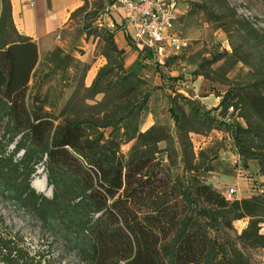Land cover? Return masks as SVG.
Returning a JSON list of instances; mask_svg holds the SVG:
<instances>
[{
	"label": "trees",
	"instance_id": "trees-1",
	"mask_svg": "<svg viewBox=\"0 0 264 264\" xmlns=\"http://www.w3.org/2000/svg\"><path fill=\"white\" fill-rule=\"evenodd\" d=\"M201 1L195 6L203 8L206 0ZM109 2L106 0V7ZM86 6L83 1L70 19ZM84 27L103 43L100 55L106 60L87 88L81 82L75 84L80 67L83 73L87 67L58 47L39 55L37 46L15 30L9 0H1L2 152L15 141L7 160L12 163L22 152L12 166L27 177L35 174L39 164L44 166L47 188L52 189V198L47 201H64L80 220L84 242L76 248V255L83 264H250L235 248L228 257H218L217 242L208 236V229L214 225L202 220L203 212L217 214L218 227L228 231L234 221L249 218L239 241L249 248L264 247L258 226L264 198L227 201L201 182L185 190L173 169L178 158L186 172L203 168L207 152L196 155L189 134L224 128L237 155L256 161L264 175V94L253 84L234 90L218 105L223 111L239 105L246 128L223 124L209 112L202 114L175 94L168 111L177 128L176 150L164 126L140 130L142 110L154 89L126 69L124 51L118 48L103 18ZM251 31L258 33L253 28ZM80 92L85 95L79 108ZM52 93L57 96L51 100ZM97 95H102L101 101L85 104ZM180 100L189 104V114L177 112ZM253 120H258L259 132ZM256 136L260 137L261 152L252 145ZM130 142V149L123 153L121 147ZM162 142L167 145L165 149L159 148ZM170 240L173 242L166 258L164 245ZM33 260L11 236L0 232L3 264L41 263Z\"/></svg>",
	"mask_w": 264,
	"mask_h": 264
},
{
	"label": "rangeland",
	"instance_id": "rangeland-1",
	"mask_svg": "<svg viewBox=\"0 0 264 264\" xmlns=\"http://www.w3.org/2000/svg\"><path fill=\"white\" fill-rule=\"evenodd\" d=\"M83 1L87 3L85 10L75 13L65 30L63 40L67 51L60 49L87 67L84 73L80 67L75 78V84L81 82L87 88V72L90 68L99 67V61L104 58L100 55L103 43L96 35H89L84 24L104 18L106 0ZM173 2L177 7L175 31L181 37L183 47L177 50L166 49L162 55L156 56L141 50L142 55L134 54L132 69L127 67L128 55L124 56V65L154 89L142 110L140 130L144 132L151 126H164L173 138V147L178 150L177 128L168 111L170 99L175 94L186 98L202 114L209 112L210 116L223 121V124L247 127L239 105L237 108L230 106L226 111L221 107L209 109L200 103L198 97L214 95L222 100L223 97L230 98L234 90H242L253 84L264 94V0H206L203 8L195 6L201 5V0ZM186 6V12L179 15V11L182 12ZM251 28L258 33L252 32ZM78 55H86L87 59H80ZM84 95L79 93L76 107H81L80 98ZM53 96L56 97L57 93L50 94L51 100ZM101 100L102 95H97L93 100H86L85 104L93 105ZM176 106L178 113L189 114V104L180 100ZM4 122H0V138ZM252 124L259 132L258 120H253ZM221 129L202 135L190 133L193 152L196 155L202 151L207 152L208 160L197 172H186L178 158L173 174L180 178L185 190L190 189L194 182H201L222 195L228 188H234L236 194L231 201L253 196L264 198V175L258 167L253 168L256 161L238 156L228 133L224 128ZM225 140L230 152L220 155ZM1 141L5 144L3 138ZM252 142L259 152L263 150L259 136L254 137ZM131 145L132 142L122 146V152L126 153ZM14 146L15 141L4 152L0 148V232L11 236L19 248L28 254V258L39 260L40 264H83L76 255V248L84 242L76 212L69 209L62 200L49 203L47 199L52 198L50 188L42 193L32 187V181L44 179L42 164L38 165L37 171L30 177L14 169L12 163L22 155L19 152L12 163L7 160ZM166 146L163 142L159 144L160 149ZM260 214L259 219L262 221L258 225L259 233L264 235V213ZM216 215L213 211L203 212L202 220L214 225L208 229V236L217 242V249L220 250L218 257H228L229 251L235 248L250 264H264V247L249 248L239 241V236L249 225V218L234 221L232 230L228 231L218 227ZM172 242L170 240L164 245L166 258L170 254ZM0 264H3L2 261Z\"/></svg>",
	"mask_w": 264,
	"mask_h": 264
},
{
	"label": "crops",
	"instance_id": "crops-1",
	"mask_svg": "<svg viewBox=\"0 0 264 264\" xmlns=\"http://www.w3.org/2000/svg\"><path fill=\"white\" fill-rule=\"evenodd\" d=\"M9 2L11 5V16L15 30L20 36L28 38L37 46L39 55L49 52L55 47H59L64 50L67 48L65 44L66 42L63 39L65 30L69 24L70 16L83 5L82 0H9ZM187 8L188 7L186 6L182 12L179 11V15L184 14ZM124 18L125 14L122 11L112 12L103 18V22L106 24V22L111 19L116 25H119L124 23ZM131 33V29H129L127 34L117 30L113 35L114 41L118 48L122 49L125 55H128L127 67L132 69L131 61H133L134 54H141L140 51L142 48L135 47L132 44L130 36ZM86 55H78V57L83 59V57L86 58ZM149 55L156 56L157 54H152L149 52ZM99 62L100 66L105 64L104 59ZM99 67L89 69L85 77L86 86H90L92 84ZM198 100L207 108L215 109L220 104L221 97L207 95L204 97H198ZM214 133L217 135L216 131H214ZM226 142L227 140H225V143L223 144L225 147H222L219 152L220 155H226L227 152H230ZM213 143H215V141H213ZM233 158L234 157L232 156L231 159ZM255 164L256 165L253 166V168L258 167L257 163ZM241 194L243 197H245V193L243 191Z\"/></svg>",
	"mask_w": 264,
	"mask_h": 264
},
{
	"label": "built area",
	"instance_id": "built-area-1",
	"mask_svg": "<svg viewBox=\"0 0 264 264\" xmlns=\"http://www.w3.org/2000/svg\"><path fill=\"white\" fill-rule=\"evenodd\" d=\"M119 11L125 14L124 23L116 25L110 19L105 27L111 33L118 30L127 34L131 29V42L135 47L158 55L166 49L183 47V41L175 31L177 17L173 0H110L104 17ZM235 194L236 190L230 187L223 196L231 201Z\"/></svg>",
	"mask_w": 264,
	"mask_h": 264
},
{
	"label": "bare ground",
	"instance_id": "bare-ground-1",
	"mask_svg": "<svg viewBox=\"0 0 264 264\" xmlns=\"http://www.w3.org/2000/svg\"><path fill=\"white\" fill-rule=\"evenodd\" d=\"M32 187L38 191V192H42L45 193L47 191V186L45 185V181L44 179H36L34 181H32Z\"/></svg>",
	"mask_w": 264,
	"mask_h": 264
},
{
	"label": "water",
	"instance_id": "water-1",
	"mask_svg": "<svg viewBox=\"0 0 264 264\" xmlns=\"http://www.w3.org/2000/svg\"><path fill=\"white\" fill-rule=\"evenodd\" d=\"M44 181H45V185L47 186V183H46V176H44ZM49 189V188H48ZM50 192H52V189L50 188Z\"/></svg>",
	"mask_w": 264,
	"mask_h": 264
}]
</instances>
